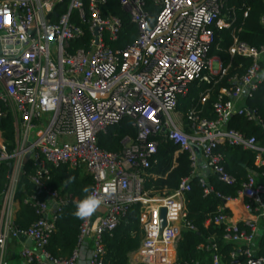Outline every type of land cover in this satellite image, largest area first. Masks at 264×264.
Returning <instances> with one entry per match:
<instances>
[{
	"label": "built area",
	"instance_id": "built-area-1",
	"mask_svg": "<svg viewBox=\"0 0 264 264\" xmlns=\"http://www.w3.org/2000/svg\"><path fill=\"white\" fill-rule=\"evenodd\" d=\"M151 1L159 9L154 24L147 0H117L136 25L138 38L114 50L110 42L118 39L123 20L111 11L109 0H0V118L13 119L16 137L9 152L0 132V164H9L8 182L0 194V264H8L7 246L19 237L31 242L20 251L24 264H78L86 252L90 264H107L104 237L135 205L143 238L131 263L177 264L182 232L195 230L187 216L186 194L196 177L204 196L215 193L224 205L243 199L247 210L264 219V182L253 173L237 198L215 192L208 179L214 175L226 185L237 183L217 149L223 143L254 152L256 166L264 167V144L227 126L229 118L238 115L264 131L262 116L239 104L244 92L251 95L264 82V45L234 39L230 55L250 58L251 64L241 77L232 79L234 87L220 89L215 120L202 119L195 110L183 113L178 100L190 84L227 73L218 56H209L214 42L211 26H229L222 17L224 0ZM261 22L264 25V15ZM125 116L137 129L136 141L126 136L120 152L99 147L98 134ZM162 141L177 146L173 166L181 153L190 160L189 176L174 190L147 188V183L163 177L154 171ZM29 161L32 173L26 168ZM61 166L90 174L91 191L102 201L93 214L81 219L77 247L69 258L55 257L47 249L57 213L71 201L45 186L52 168ZM22 178L37 188L24 199L37 216L26 229L15 224ZM161 208L166 209L164 227ZM213 221L224 224L223 242L232 245L230 264L264 262V255L253 248L254 222L241 227L225 213V206L218 207ZM206 248L213 251L212 264H223L216 242Z\"/></svg>",
	"mask_w": 264,
	"mask_h": 264
},
{
	"label": "trees",
	"instance_id": "trees-1",
	"mask_svg": "<svg viewBox=\"0 0 264 264\" xmlns=\"http://www.w3.org/2000/svg\"><path fill=\"white\" fill-rule=\"evenodd\" d=\"M109 8L114 14L119 15L123 20V30L116 41L110 42L114 50L124 49L132 45L138 38V30L135 24L131 23L130 18L124 12L117 0H109ZM146 9L150 13L151 24H154L159 13L151 0H147ZM264 15V0H224L222 17L229 23L228 27L211 26L214 32V42L209 51V56H218L223 66L227 67V73L222 77L210 75V82H202L200 85L192 83L186 95L178 100V109L185 113L190 110L195 112L202 119L215 120L214 103L221 88H232L235 86L232 79L241 77L247 67L251 64L250 58L238 55H230L228 49L237 38L251 46L260 47L264 45V25L261 18ZM264 70V63L262 66ZM207 98L203 101V98ZM245 105L250 109L256 110L264 120V82L258 89L246 98ZM186 123V119H184ZM229 128L241 131L250 136H255L261 144H264V131L258 124L248 121L243 116L233 115L227 121ZM0 132L3 141L11 152L15 147V124L10 116L0 118ZM130 137L136 141L138 132L133 125V120L125 116L117 123L109 125L106 132L99 133L97 144L102 149L111 152L122 150V140ZM177 146L170 141H162L159 144L155 155L158 163L154 171L163 177L147 183V188L153 189L167 188L174 190L178 188L181 180L189 176L191 172L190 160L187 153H181L176 159V165L172 164V156ZM224 154V165L226 170L235 175L237 183L229 186L221 183L216 176H209V183L215 192L233 198L238 197V191L242 183L250 173L264 174V167L258 168L255 164L256 154L241 147L228 146L223 143L217 148ZM26 168L33 172L34 166L27 162ZM9 164H0V194L6 188L8 182ZM94 184L90 174L82 169H72L67 166L52 168L49 180L45 181V186L50 190L67 195L71 201L62 207L57 213L56 231L52 234L47 246L48 251L55 257L69 258L77 247L78 235L81 219L73 215L74 200L77 201L84 195L83 188L92 189ZM31 190L19 189L17 198L19 209L16 214L15 224L18 228L26 229L37 219V216L29 204L24 203V199ZM186 209L188 219L195 226V230H185L182 232L177 243V264H212V250L207 249L209 242H216L223 256L222 263L230 264L229 252L231 244H224V224H215L213 221L218 206L224 205V201L217 197L215 193L207 196L203 195L202 188L198 183V177L191 182V190L186 194ZM228 209L225 213L228 214ZM229 215V214H228ZM243 227V224L240 223ZM143 238L140 227L138 206L129 209L126 217L119 226L104 237V245L107 251V264H130V254L135 252ZM261 244L264 247V239ZM259 255L264 252L258 253ZM246 263V260H243ZM144 264V263H140Z\"/></svg>",
	"mask_w": 264,
	"mask_h": 264
},
{
	"label": "crops",
	"instance_id": "crops-1",
	"mask_svg": "<svg viewBox=\"0 0 264 264\" xmlns=\"http://www.w3.org/2000/svg\"><path fill=\"white\" fill-rule=\"evenodd\" d=\"M247 95L244 92L242 100L239 104L245 105ZM203 171L205 170L204 165H200ZM259 181L264 182V176L259 173H253ZM18 189L36 191L37 188L31 184L27 179L22 178L18 184ZM225 206L228 209V214L233 222L245 223L246 221L254 222L256 226V238L253 244L256 253L264 252V247L261 244L262 239H264V219L258 217L254 212H250L245 208V201L243 199H236L228 202L226 205H220L218 207ZM31 246V242L23 237L12 239L7 246V260L8 264H24L22 258L20 257V251L24 245ZM172 251V250H171ZM177 251V250H176ZM264 255V254H262ZM134 255L130 254V264L132 257ZM78 264H90V252L85 253V257L80 260Z\"/></svg>",
	"mask_w": 264,
	"mask_h": 264
},
{
	"label": "clouds",
	"instance_id": "clouds-1",
	"mask_svg": "<svg viewBox=\"0 0 264 264\" xmlns=\"http://www.w3.org/2000/svg\"><path fill=\"white\" fill-rule=\"evenodd\" d=\"M82 191L84 193L82 198L74 201L73 215L79 219L93 214L102 203L101 199L89 187H84Z\"/></svg>",
	"mask_w": 264,
	"mask_h": 264
},
{
	"label": "water",
	"instance_id": "water-1",
	"mask_svg": "<svg viewBox=\"0 0 264 264\" xmlns=\"http://www.w3.org/2000/svg\"><path fill=\"white\" fill-rule=\"evenodd\" d=\"M0 52H1V48H0ZM195 150H196L198 156L201 157L200 149L195 146ZM165 215H166V209L161 208V210H160L161 227H164L166 225ZM251 264H264V262H262L261 260H256V261L252 262Z\"/></svg>",
	"mask_w": 264,
	"mask_h": 264
},
{
	"label": "rangeland",
	"instance_id": "rangeland-1",
	"mask_svg": "<svg viewBox=\"0 0 264 264\" xmlns=\"http://www.w3.org/2000/svg\"><path fill=\"white\" fill-rule=\"evenodd\" d=\"M213 68L216 69L217 68V64L214 62L213 63Z\"/></svg>",
	"mask_w": 264,
	"mask_h": 264
}]
</instances>
